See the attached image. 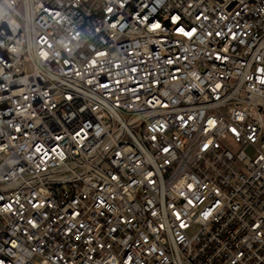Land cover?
<instances>
[{"label":"built area","instance_id":"obj_1","mask_svg":"<svg viewBox=\"0 0 264 264\" xmlns=\"http://www.w3.org/2000/svg\"><path fill=\"white\" fill-rule=\"evenodd\" d=\"M0 264H264V0H0Z\"/></svg>","mask_w":264,"mask_h":264}]
</instances>
